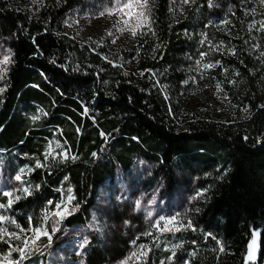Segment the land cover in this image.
<instances>
[{"label":"trees","instance_id":"1","mask_svg":"<svg viewBox=\"0 0 264 264\" xmlns=\"http://www.w3.org/2000/svg\"><path fill=\"white\" fill-rule=\"evenodd\" d=\"M94 1L97 6V0H43L31 13L0 0L12 52L0 91V157L13 171L26 170L16 190L21 199L4 209L7 217L26 229L30 217L39 225L60 202L67 179L74 211L63 224L88 226L101 188L141 157L188 169L204 192L190 208L191 227L172 236L174 249L162 244L153 251L155 264L170 256L173 264H247L255 232L257 259L249 264H264V8L254 15L233 1L230 34H220L228 47L216 55L217 73L225 70L226 116L202 112L186 121L183 68L199 34L208 31L205 9L197 2L179 14L172 0H153L152 30L137 35L131 48L111 52L66 29L68 16ZM53 142L69 156H48ZM38 161L44 167H36ZM7 200L0 195V203ZM89 248L87 264H109L96 237ZM47 258L30 251L21 264H46Z\"/></svg>","mask_w":264,"mask_h":264},{"label":"rangeland","instance_id":"2","mask_svg":"<svg viewBox=\"0 0 264 264\" xmlns=\"http://www.w3.org/2000/svg\"><path fill=\"white\" fill-rule=\"evenodd\" d=\"M97 1H99L97 6H95L96 1L81 5L66 20L67 31L75 34L80 40H95L112 52L117 46L131 48L137 35L147 34L152 30L153 0H146V9L132 10L135 13L144 12V17L139 20L135 16L127 15L128 9L120 11L117 0ZM233 1L240 2L246 11L254 15L264 8L261 0H187V2L172 0L179 14L194 7L197 2L201 4L198 10L205 9L207 14L205 28L208 31L199 34L196 52L186 59L183 68L188 74L189 85L187 84L185 101L180 106L182 120L188 121L191 115L202 112L211 114L215 119H221L227 114L229 99L222 81L225 70L220 74L217 73L220 62L216 55L228 48L222 42L220 34H230L228 23L235 13ZM2 2L7 7H21L34 13L43 0H2ZM252 19L254 22L258 21L257 17ZM125 21L129 22L126 24ZM6 31V27L0 24V61L4 56L12 57L9 46L10 35ZM133 31L136 35L132 34ZM10 62L7 65L0 64V68L8 70ZM205 64H212L215 67L205 68ZM129 66L131 68L132 64L130 63ZM6 73L0 79L1 90L4 88ZM47 155L67 158L69 153L53 142L48 147ZM23 170V173L21 169L13 171L0 157V191H13L16 195L21 182L15 177L21 175L23 178L26 172L25 169ZM200 182L199 176L193 175L186 168L176 170L162 168L139 157L130 170L119 168L114 180L107 182L101 188L88 226L67 227L63 224V219L59 217L53 219L49 212L50 218L46 221V227L51 234V240L49 241L47 237L41 238L35 245V249L38 250L30 249V251L45 253L48 256L46 264H87L90 255V238L96 237L98 246L108 253L109 264H121L133 251H137L140 245H147L144 249L147 251V256L141 257L139 261L130 260L128 264H155L153 251L162 244L164 249H174L171 238L184 228L179 231L161 232L155 226L156 222L160 217L175 216L179 224L187 226L191 206L201 196L198 194L204 193L200 189ZM69 189L74 197L73 189L66 179L61 188V200L58 204L68 202ZM73 200L68 204L70 209H73ZM0 214L7 216L4 209H0ZM163 223L164 221H160L161 226ZM0 226L6 227L10 232H19L16 226L10 229L7 223ZM148 233L151 235H147ZM27 235L31 236L32 233L29 232ZM258 241L259 237L255 232V243L251 249L255 259L248 258L249 249L246 256L247 264L257 259L255 248ZM13 243L18 244L19 241ZM5 245L9 247L8 244ZM2 249L4 246L0 242V253L8 250L2 251ZM4 264H7V261H4ZM159 264H173V256Z\"/></svg>","mask_w":264,"mask_h":264},{"label":"snow or ice","instance_id":"3","mask_svg":"<svg viewBox=\"0 0 264 264\" xmlns=\"http://www.w3.org/2000/svg\"><path fill=\"white\" fill-rule=\"evenodd\" d=\"M187 2V0H185ZM261 3L264 4V0H261ZM117 6L120 11H123L124 9H128L127 15L130 17L135 16L137 20L140 18L144 17V12H138L135 13L132 10L139 9V8H147V3L146 0H117ZM111 12V10H110ZM129 21H125L127 24ZM262 27H264V24H262ZM133 35H136V32H132ZM202 55H206V53H202ZM11 57L10 56H4L3 60L0 61V64L7 65L10 62ZM199 63V61L197 62ZM205 68H210V67H215V65L212 64H205ZM7 69L6 68H0V79L3 78V74L6 73ZM2 91V90H0ZM33 119H38V117H33ZM59 155V154H58ZM95 155V154H94ZM47 158V155H46ZM55 159V157H53ZM75 159V157H73ZM36 167H44V164L41 162H37ZM23 169H21V172L23 173ZM17 181H20L21 184H23V178L21 175H17L15 177ZM24 193L27 195H31V191L29 188L25 187L23 188ZM69 195L67 197V203H60L56 204L55 208L51 210V218L55 219L56 217H59L60 219H64L66 215H71L73 209H70L68 207V204L71 203L72 199L74 197L70 194L71 189L68 190ZM0 195L7 197V204H2L0 203V209H6V208H11L12 205L21 199V196L15 195L13 191H0ZM202 195V193L198 194ZM49 204H52L51 201H49ZM137 205L139 206V202H137ZM149 216H151V213L149 212ZM49 211L46 210L42 220L39 225H33L32 224V218H29V227L23 228L21 225L16 223L15 220H10L9 217L6 215L0 214V225L7 223L10 224H15L16 228L19 229V232H10L6 227L0 226V242L8 244V250L7 252L0 253V264H4V261H7V264H21V261L26 260L29 258L30 255V249L32 250H38L35 249V245L41 240L43 237H47L48 240H51V234L48 232L47 227H46V221L49 219ZM160 221H164L163 225L161 226ZM175 226V227H170V226ZM158 229H160L161 232H171V231H179L182 227H191V223L189 222L187 226L183 224H179L177 221V217L173 216L170 218H165V217H160V219L156 222L155 225ZM55 231V229L53 230ZM32 233L31 236H28L27 233ZM23 234V235H22ZM147 235H151V233H148ZM13 241H19L18 244L13 243ZM87 243V241H85ZM135 243V241H133ZM255 243V234H254V239L253 241L249 244V259L254 260L255 256L253 255L251 249L253 247V244ZM147 248V245H140L137 249V251H133L129 257H127L124 261L121 262V264H128V261L135 259L136 261H139L141 257H146L147 256V251H144V249ZM223 251V247L220 249ZM18 253V258L17 259H11L12 253ZM175 255V253H173ZM194 255V254H193Z\"/></svg>","mask_w":264,"mask_h":264}]
</instances>
